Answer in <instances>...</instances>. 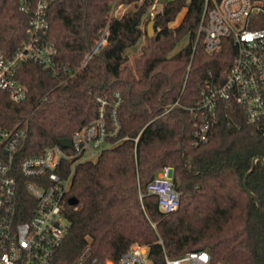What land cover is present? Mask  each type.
Returning a JSON list of instances; mask_svg holds the SVG:
<instances>
[{
    "label": "trees",
    "instance_id": "16d2710c",
    "mask_svg": "<svg viewBox=\"0 0 264 264\" xmlns=\"http://www.w3.org/2000/svg\"><path fill=\"white\" fill-rule=\"evenodd\" d=\"M47 1L46 40L56 49V71L24 63L16 79L26 99L16 104L0 92V127L24 119L19 158L70 139L96 118L97 98L107 100L109 112L114 94L121 96L115 145L74 168L63 213L68 232L56 264H70L86 245L99 260L116 262L133 244L148 246L151 264H164L163 253L177 258L196 251H207L213 264H264V215L249 195L264 211V125L247 124L238 108L221 103L207 141L196 143L198 121L187 109L199 100L203 83L225 79L236 53L228 39L211 55L203 50L197 38L203 1L164 3L152 19L151 37L145 17L152 0ZM19 4L0 0L6 56L26 37L31 13ZM113 4L133 8L115 17ZM105 31V44L88 58ZM141 38L129 66L126 50ZM183 39L187 43L172 54ZM166 167L179 206L162 215L146 186ZM69 198L76 205H68Z\"/></svg>",
    "mask_w": 264,
    "mask_h": 264
},
{
    "label": "built area",
    "instance_id": "2783aa9c",
    "mask_svg": "<svg viewBox=\"0 0 264 264\" xmlns=\"http://www.w3.org/2000/svg\"><path fill=\"white\" fill-rule=\"evenodd\" d=\"M168 1L173 0H152L147 19L152 20ZM202 1L197 38L202 37L203 50L211 55L228 39L236 53L225 79L203 83L199 100L187 108L198 121L196 143L207 141L221 103L238 108L247 124L259 129L264 125V0ZM19 5L21 11L31 13L26 37L10 56L0 51V92L16 104L27 96L26 87L16 79L22 64L33 62L51 73L56 71V49L46 40L48 1L20 0ZM106 35L107 31L96 41L88 58L105 44ZM113 97L109 112L107 100L96 99V118L72 133L71 148L58 144L45 148L39 156L19 158L26 138L24 119L10 128L0 127V264H56L55 253L68 232L63 213L74 168L95 161L115 145L111 139L119 130L116 111L121 96L117 92ZM146 190L157 198L162 215L177 210L179 193L173 187L170 168L161 170ZM157 243L162 245L160 238ZM163 259L164 264H213L207 251L187 252L177 258L163 253ZM70 264L151 262L146 245L133 244L116 262L99 260L86 245Z\"/></svg>",
    "mask_w": 264,
    "mask_h": 264
},
{
    "label": "rangeland",
    "instance_id": "374dc122",
    "mask_svg": "<svg viewBox=\"0 0 264 264\" xmlns=\"http://www.w3.org/2000/svg\"><path fill=\"white\" fill-rule=\"evenodd\" d=\"M133 7L131 5H128V6H119V5H115L113 4V7H112V10H111V15L112 16H115V17H119L121 16L124 12L132 9ZM184 13V10L179 14V16L176 18V20L171 23V27L175 26L176 24H178V22L180 21L182 15ZM145 19H147V16L145 17ZM152 22L151 19H149V23ZM148 23V24H149ZM143 42V38H141L137 44L131 48H128L126 50V55L128 56V62L127 64L129 66H133V60L134 58H136L139 54V49H140V46ZM187 43V39H183L177 46L176 48L171 52L172 54L177 52L178 50H180L185 44Z\"/></svg>",
    "mask_w": 264,
    "mask_h": 264
},
{
    "label": "water",
    "instance_id": "95a60500",
    "mask_svg": "<svg viewBox=\"0 0 264 264\" xmlns=\"http://www.w3.org/2000/svg\"><path fill=\"white\" fill-rule=\"evenodd\" d=\"M153 25H154V22L153 21L150 22L147 25V35L149 37H151V36L154 35ZM58 144L60 146H62V147H65V148H71V142H70L69 139H61V140H59ZM258 160H260V159L258 158ZM260 161L262 162V160H260ZM245 179H246V176H245ZM244 186H245V180H244ZM245 189H246V187H245ZM249 195L256 202L257 208L259 209V211L261 212V214L264 215V211L261 208V205H260L259 201L257 200V198L255 196H253L252 194H249ZM67 202H68V205H70V206H74L77 203V201H76L75 198H69Z\"/></svg>",
    "mask_w": 264,
    "mask_h": 264
}]
</instances>
